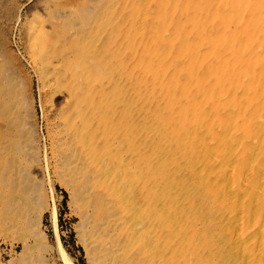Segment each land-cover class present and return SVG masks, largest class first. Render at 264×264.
<instances>
[{
    "label": "rangeland",
    "instance_id": "374dc122",
    "mask_svg": "<svg viewBox=\"0 0 264 264\" xmlns=\"http://www.w3.org/2000/svg\"><path fill=\"white\" fill-rule=\"evenodd\" d=\"M2 1L3 2L0 3V11L2 9V11L0 12V21H1L0 55H3L1 58H4V56L6 58L8 56L7 58H10L12 60L11 62L13 66L15 67L21 66V68H19L21 71H17V69L14 71L17 74L20 72L18 76L21 74L20 75L21 77L19 76V78L17 79V84H18L17 92L18 93L19 91L22 92L21 94L23 96L22 98H20L21 96H19L18 99L21 100L23 99V100L22 101L18 100L17 105H19L20 109L23 107L20 110V114L22 113L21 116L24 117L25 121H28L31 124V129H30L31 132L29 134L28 141H30V139L32 141V143H30L31 144L30 147L33 145L32 157L34 158L36 157L38 160L36 158L34 160L31 158L32 161L30 162V164L28 163L29 164L28 168L30 169L28 170V176L25 178L27 182L24 180L25 181L24 185L23 183L18 184L14 189L9 187L4 189L3 191L0 190V193L3 194V196L0 194V199H3L4 196H8V193L12 192L13 190L15 191V193L17 192L19 193V194L17 193L16 195L17 198L18 197L21 198L22 196L21 192L24 190V187L25 189H30L31 186L32 188L36 186L34 188V189L37 188L36 190L31 188V190L33 191L36 197L33 201V204L29 207L26 217H30L27 219L28 222L30 221L36 223L37 230L40 232L41 236L45 240L44 243L49 246H52L55 249L57 255H61V254L67 255L66 257H68L73 264H96L97 262L101 264L99 261L106 252L100 249L96 250L97 249L96 244L98 245V243L100 242V244H103L102 247H106V250L109 252H113L114 250L111 247L112 245L109 241H108L109 244L105 245L104 244L105 241L101 238H98V242L96 244L95 243L91 244V242L89 241V237L87 239V236H85L82 233L83 227L81 225L82 224L81 220L82 218L88 216L89 219H91L90 225L96 224L92 226L98 229L100 226H102L101 221L109 215L108 212H110V210L112 211L115 210L114 208L110 207L111 206L110 204L108 205L109 201H105V199L112 200V198L117 197V194L113 193L112 195L114 197L102 196L103 190H101V187L99 186L103 185L105 181L99 182L100 180L93 178L92 181L93 183L91 182L89 184V188L85 190V192H81L79 193V195H77V190H78L77 187L79 188V184L77 183L78 181L76 182V180H74L73 177L71 176H68L67 178V175H63L62 177L56 175L53 169L54 162L52 160L53 158L50 152V144H51L50 135H52V124H53L52 119L54 117L53 115L55 114H57L56 117L59 116V114L63 115V117L65 116V114L67 115L65 109L69 108L70 110L71 109L70 107L72 105L70 100L69 102L67 101L68 100L67 98L70 95L69 93L71 91H74L76 93L78 89H83L84 91L87 92V94H85L86 96H88L87 99H89L90 97L93 98V96H91L93 92L97 93L95 94L94 97L95 100L90 99L91 101L89 100L88 102H86L85 100L83 104L87 105L90 104L91 102H97V99L100 102L101 101L103 102V106L99 108L96 107V105H92V104L89 105L92 106V109L97 111L98 115L96 114V118H98L99 121H102L104 123L103 124L104 129L102 133L103 137H101L103 139V143H102L104 146L103 149L104 148L107 149L109 147L111 149L115 148L113 150L115 152L124 150L123 144L122 145L115 144L113 148L114 142L110 143L112 137L109 134V131L112 128L118 126L116 127L115 131L117 133H121L120 131L121 127L118 124L119 119L126 120V123L128 120L130 123H133L131 124V126L133 128L132 132L136 140L135 142H137L138 139L142 140L143 143L141 144V146L144 144V147L146 148V146L149 145L150 142L151 144H153L154 136L151 135L153 133L144 134L142 132L143 131L142 127L145 125L143 123L148 121L146 124L151 126V128H153L154 127L153 125H155L156 127H154L153 130L158 131L156 130L158 125H156L157 122H155L154 119L159 118L158 121L162 122L161 125L163 124L162 126L160 125V128L162 130L163 128H165L164 122L168 117V116L166 117V115L172 114L176 118L175 121L177 124L181 126H183L184 124H188L183 126L184 129H186L188 133L192 132L195 133L196 135H198V133H196V131L194 130L197 128V130L199 131V129L195 121H197L198 119L200 120L199 123L205 127L206 133H211L208 131L209 126L211 127V125H217V126L222 125L221 126L222 129L221 128L219 129L222 130V132L226 135L225 137L227 138L226 139L227 143L226 145L225 143H219V144H221L222 147L230 146V149L233 148L234 150L233 153L234 155L236 154L235 157L233 156L234 159L237 162L239 161L238 164L240 163L242 164L241 161L242 156L240 157L239 147H243V146L242 144H239L236 147V145L233 144V140H231L233 139V137L230 138V136L233 135L232 134L233 129L236 130V133L237 131H240V133L238 134L240 136H246V134L249 135V131L246 128L247 120H248L246 118L247 117L246 109L240 103V101L242 100L241 94L244 93L246 97L252 96L253 99H255L256 97L255 95L257 91V89L256 91H254L255 88L257 87L258 89H261L259 87H264V80H262V78H264L262 75L264 74V63H263L264 52L261 51L262 47L264 46V39H263L264 32L263 30H260V29H264L263 28L264 16L253 8L255 3L254 0H226V1L207 0L208 4L205 7V9L202 8L201 6L202 3L200 2V0H196V1L195 0H191V1L135 0V2L133 0H129V1L123 0L122 2L116 3V5L114 4V2H112V0H11V1L2 0ZM256 1L260 2V7L262 10H264V0H256ZM132 2H134L136 5H134L133 3L132 6ZM4 3L5 4L7 3V5L9 4L8 5L9 8H7L8 6L7 5L5 6ZM188 5H190V7ZM221 5L223 6V8L225 6L226 7L228 6L229 11H227L228 8L226 10V7L224 8L225 10L221 8ZM3 6H5L6 8ZM10 6L13 9L10 8ZM117 6L118 8L120 7L122 10L119 9L120 11H118ZM131 7L133 10L131 9ZM3 8L5 10L9 9L10 11L6 10L4 12ZM11 9L14 12H12ZM116 10L117 12H115ZM190 11L193 13H191ZM218 11H220L221 14H219ZM123 14L124 16H122ZM189 14L191 18H189ZM258 14L259 16H257ZM186 15H188V17ZM58 16L61 18V20L59 19ZM114 16H118V17H114ZM207 16L209 17L207 18ZM203 17L205 18V20ZM4 21L6 22V24ZM67 22H69L70 24ZM6 25L8 26V29ZM130 25H132V27ZM81 26L84 28L87 27L86 36L88 37H85L84 39L85 42V45L83 46L84 48L80 46L82 45L81 43L79 44L76 43V39L79 38V31L82 29ZM210 27H212V29ZM206 28L208 30H206ZM38 29H40V31ZM226 32H228L227 35H229L228 38H230V40H227L228 38L225 39L224 34ZM201 33L204 34L202 35ZM258 33L260 35H258ZM216 34H219V36ZM190 36L192 39L190 38ZM36 37H38L37 38L38 41L35 40ZM41 38L42 41L40 40ZM188 40L190 41V43ZM189 44H194L195 49L199 48V50L197 49L198 51L196 50L197 53L194 51L195 50L194 48L189 50L190 52L193 51L191 52L192 54L188 52ZM35 45H39V46L37 47ZM248 45H251L249 46V50H247ZM8 47L10 51L8 50ZM230 48H233L231 49L233 51L235 50L234 53L231 52V50H229ZM259 48L261 49L259 50ZM244 51L245 54H243ZM12 52H14L13 54L16 57L15 58L13 56L14 60L11 57ZM248 52L249 54H247ZM5 53L8 54L6 55ZM66 53L68 54L67 58L64 59L67 62L66 65L62 64L63 66H56L55 61L63 60L62 56L66 55ZM243 55L244 56L246 55L249 58L250 61L248 64L243 62L242 60ZM153 56L155 57L153 58ZM151 58H153L152 61ZM199 58H201V60ZM192 60L194 62V63L192 62L193 65L191 63ZM226 66L227 68H229L228 71L226 70L227 69ZM152 68L154 69L153 70L154 73L152 72L151 74V72L148 71L149 69ZM227 72H230L231 74L228 73L230 74L228 75ZM226 74L228 75V77L226 76ZM260 74L261 77L259 76ZM164 75L167 77L166 80H168V83L170 85L167 83L165 84L162 83L161 79L165 77ZM237 77L238 79H240L241 83L238 81V79H236ZM245 77L246 79L244 80ZM55 79H57L56 80L57 82L58 80H61L60 83L57 85L53 84V80ZM188 79L191 82H189ZM42 80L44 81V84ZM215 81L216 83L220 84L219 87L221 89L217 86ZM257 81L260 83H257ZM102 83L103 85L104 84L105 85L103 86ZM192 83L194 84V86H192ZM42 84L44 86H42ZM257 84L259 86H257ZM100 85H102V87ZM240 85L241 87L239 88ZM96 86H99L101 91ZM196 86L197 89L199 90V93H196L194 91V87ZM247 86L249 88H246ZM228 87L230 88L228 89ZM21 88H24V90ZM95 88L96 90H94ZM136 89H137V93H136ZM87 90L90 91L92 90L91 91L92 93L89 94ZM226 91L231 92V94L229 93V95H231V102H233L235 106L237 103V106L236 108L234 106L231 107L232 105H230L229 102H223L221 104L222 106H220L221 108L220 110H222V113L225 115L224 117L226 118L220 119L221 118V116H219L220 112H218L219 110L215 103L216 95L220 93L219 95L226 97L227 95ZM177 92H179L180 94ZM177 95H181V97L177 98ZM24 96H26L27 100ZM202 96L206 97V101L200 100ZM55 99H58L60 101L58 102L59 105H56ZM185 100L187 103H189L190 101L191 106L189 107L187 105L184 106ZM68 104L69 107H67ZM56 106H58V109ZM83 108L86 107L83 106ZM124 108H126V110ZM234 108L236 109L237 112L233 117L231 113L232 112L231 109ZM56 111L58 112L56 113ZM249 112L250 111H248V113ZM251 112L255 113V115H259L260 113V111L258 112L257 109H255V112H253L252 108H251ZM103 114L105 120L103 119ZM105 115L107 118L105 117ZM98 116L101 117L99 118ZM218 117L222 121H219ZM229 118L230 120L228 121ZM237 120H239V122L241 123L240 125L238 124L239 127H236L231 124L236 122ZM263 127L264 125L262 126V128ZM164 131L167 133L168 136L170 135V137H173L174 141L176 140L175 138L176 136L174 134L175 131H171L167 128L164 129ZM128 133L129 131L127 132L125 131L124 137L130 134ZM150 135L152 136V138ZM212 135L213 134H211V136ZM120 136L123 137V135H119V137ZM213 137L214 135L212 136V139H210L209 141L216 139ZM106 141L108 144L106 143ZM228 143H230L231 145L233 144L232 145L233 147ZM137 145L138 146L140 145V141L137 142ZM215 145L218 144L214 142V147ZM165 148L167 149V147ZM169 149H170L169 153H172L174 148L172 147ZM184 149L187 153L192 154L194 148L191 145L190 148H188V146L186 145ZM205 149L207 151L208 147H206ZM215 149H220L221 151H223L222 148H214L211 149L212 151H209L210 155L211 153L215 152ZM166 151H168V149ZM138 152L139 151L134 150L133 156L137 157L138 155L139 157L140 153L137 154ZM102 154H104V158L107 156L105 159L106 161H109V159H111V157H109V155H106L104 151H102L101 155ZM192 159L193 161H196L197 158L193 157ZM207 159L212 161V159L209 157ZM7 160H6L7 162L5 161V163L3 164L4 167H7L10 161V159ZM138 160L140 161L139 163H141V160L140 159ZM226 161L227 160L224 157H221L218 160V162H221L220 166H226L227 165ZM33 162L36 165H34ZM197 162L206 165L205 162L203 161L201 162L197 161ZM104 165L107 166L109 165V163L108 164L105 163ZM148 165L149 164H146L145 167H148ZM90 166L91 165H85V163H83L82 171L80 172L79 178L88 174L90 170ZM242 168L243 167H234L231 169L232 173L230 172L231 174L228 175H226L225 172H221L224 174H220V172L217 173V178L219 177V179H217L214 176L213 178L214 180L212 181L213 184L210 183V185H207V188H205L203 191L196 188L197 191H195L194 201L199 200L202 202V205L198 204L197 206L194 202L195 205L194 207L196 208L194 210L197 211L194 217L191 216L192 217L191 218L189 216L192 215L193 212L195 211L189 210L185 214L186 216L188 215L186 217V220L188 221V223L187 222L185 223L186 227L184 224H182L181 229L179 227L177 228L175 227L176 229L173 228V232H171L172 233L171 235L173 236L172 237L173 242L175 238H178L176 239V241H178L180 237L182 236L184 237V238L183 237L180 238L182 242H180L179 240L180 242L179 243L180 246H178L179 249L183 247L184 251L187 250L186 252L189 255L193 256L194 254L195 257V255L201 254L203 258V255L209 254L208 251L210 245L215 249L213 253H215L218 250L220 251L222 247L224 248L223 249L224 252H227V247L228 246L231 247L232 242L235 243L233 244L234 246L236 247L238 246L236 240L234 239L235 237L231 236L232 232L230 228L228 230V227L226 226V225L230 226L231 221L230 220L227 221L226 219H228L230 217L229 215L231 214L227 216L225 212L227 210L229 212L239 211L241 213H245L246 215L247 211H245L244 208L242 209L241 205H239L238 207L239 203L238 202L236 203L232 199V195H229V191L231 189L232 190L230 194H232L234 191H240L241 192L240 194H244L243 187L241 186L242 181L239 179L241 178L240 174L246 171V170L242 171ZM32 171H35L36 173L33 172L34 174L33 175ZM133 171L135 174H137L140 170L135 168L133 169ZM135 171L138 172L136 173ZM174 172L176 173V171H172L169 173V175L173 176V174H175ZM191 172L193 171L191 170ZM263 172L264 170L262 171V173ZM38 174L41 177H39ZM149 174L147 175V177L145 175L147 180L148 177L151 178ZM193 174L194 172L190 175ZM232 174L234 176V179L232 177ZM171 176L161 179L163 183L161 181L157 183L164 184L167 183V181L170 182V180L172 179ZM262 176H264V174H262L261 177ZM31 177L33 178L31 179ZM203 177L204 176L201 175V179H203ZM228 177L230 180L228 179ZM34 179L37 182H34ZM232 179L234 180V183ZM154 180L156 179H152L148 181L154 182ZM70 182L72 185L70 184ZM109 183L112 186V183L110 181ZM231 183H233V187ZM2 184L3 183L0 182V189L3 187ZM228 184H230V186ZM235 184L236 185L238 184L236 186L237 189L235 187ZM25 185L30 187L27 188ZM219 189L221 191H219ZM69 190L71 192H69ZM246 190L245 193L246 192L250 193V190L249 191ZM90 193L92 194L90 195ZM221 193H223L224 196H222ZM81 195L83 198L81 197ZM97 195H99V198L97 197ZM223 198L224 201H226L227 203L217 202V199L223 201ZM139 199H141V196H139L138 201ZM83 200H87V201H83ZM191 200L192 198L190 199V201ZM3 201L0 200L1 202L0 207L4 206L3 209L7 207L6 209L9 210V212L11 213V217L14 218L16 213H18L19 211V209L16 207V204L18 205V203H15L14 201L11 204L9 200H3ZM215 203L217 205H215ZM222 203H224V205ZM97 205L99 206L98 208ZM212 207H215L214 209H216V211L212 212L211 211ZM2 210L0 209V264H15L14 262L9 261L8 258L9 256L8 254H6V249H7L6 241L15 242L18 245L21 239L26 235L25 234L26 231L23 229L24 228L23 226H20L21 228L19 227L16 230V227L6 225L5 222H3V220H5L4 218L6 217L5 216L6 210L5 209H4L5 211ZM104 210H106L105 213ZM191 211L193 212L190 213ZM3 212L5 213L4 216L2 215ZM106 212L108 213V215ZM249 216L252 217V215L249 214L246 215L247 218H245V222H246L245 224H247L248 227L250 223L251 225H253L252 223L253 221L251 219H254L253 217L248 218ZM163 218L164 217L160 215V217L157 219V222L162 220ZM191 220H193V222H191ZM260 220H262L261 217L258 219V223L260 222ZM209 221L211 222L209 223ZM232 222H235L234 219L232 220ZM114 224H115V220H114ZM114 224L112 223V225ZM187 224L190 225V228H188L189 226ZM260 225L261 227L262 225L264 226V221H262ZM143 227H145L144 223L142 224V228ZM107 229L109 230L110 227ZM183 229L184 230L187 229L185 230L187 232L186 235H183V233H185ZM260 229L264 230L263 227ZM214 230H215V238H214L215 241L213 239V242H211L210 238L212 236L209 235V232L213 234ZM258 232L259 231L257 230V233ZM257 233H254V236H252V241L256 240L255 245L259 246L260 252L259 250L256 252L257 254L255 252L254 253L251 252L252 255L248 253L249 259L245 257L246 264H253L252 261L254 260L255 255L261 256L263 259L260 260L261 261L263 260V264H264V257H263L264 244L259 243V240L264 236L261 235L260 233L258 236ZM99 234L101 233L99 232ZM114 240L115 242L119 241L120 237L119 236L115 237ZM183 240L185 243H183ZM159 247L165 249L166 245L164 246L162 241H160L157 244V247L155 248L158 249ZM133 252H134L133 263H137L140 260V257L137 255V252L135 250H133ZM168 256H169L167 257L168 259H174L175 257L173 254ZM231 257L232 255H229L228 260H224L226 261V264L229 261L234 260V258L230 260ZM235 263L236 262H234V264ZM193 264H200V263H196V259L194 258Z\"/></svg>",
    "mask_w": 264,
    "mask_h": 264
},
{
    "label": "bare ground",
    "instance_id": "6f19581e",
    "mask_svg": "<svg viewBox=\"0 0 264 264\" xmlns=\"http://www.w3.org/2000/svg\"><path fill=\"white\" fill-rule=\"evenodd\" d=\"M122 1L123 0H112V2H114L115 5H116V3L122 2ZM127 1H129V0H127ZM133 1L135 2V0H133ZM189 1H191V0H189ZM254 1H255V3H254L253 8L264 16V10L261 9L260 2H258L256 0H254ZM1 2H3V1L0 0V3ZM134 2H132V6H133ZM200 2L202 3V5H201L202 8L205 9V7L208 4V1L207 0H202V1L200 0ZM7 3L6 4L4 3L5 6L7 5ZM192 3H191V5H192ZM123 4H124V2H123ZM134 5H136V4L134 3ZM5 6H3V7H5ZM11 6H10V8L13 7V6L12 7ZM188 6L190 7V5H188ZM126 7H125V9H126ZM7 8H9V6ZM221 8H223L222 5H221ZM227 8H228V6L226 7V10H227ZM117 9H118V11L122 10L120 7L118 8V6H117ZM131 9H132V7H131ZM6 10H9V9H6ZM6 10L4 9V12ZM1 11H2V9H1ZM129 11H131V10H129ZM227 11H229V8ZM257 11H255V12H257ZM12 12H14V11L12 10ZM115 12H117V10ZM218 12H219V14H221L220 11H218ZM125 13H126V11H125ZM191 13H193V12H191ZM168 14H169V12H168ZM85 15H87V14H85ZM122 16H124V14ZM186 16L188 17V15H186ZM194 16H195V14H194ZM257 16H259V14ZM114 17H118V16H114ZM208 17L209 16H207V18ZM189 18H191L190 14H189ZM205 18H206V16H205ZM205 18H204V20H205ZM59 19L61 20L60 17H59ZM55 22H56V20H55ZM58 22H59V20H58ZM0 23H1V21H0ZM67 23H69V22H67ZM263 23H264V21H263ZM5 24H6V22H5ZM132 25H130V26L132 27ZM81 28H80L81 30L79 29L80 31L77 30V31H79V38L76 39V43L77 44L81 43L82 45H80V46L83 47L85 45L84 39H85V37H88V36H86V31H87L86 28L87 27L84 28L81 26ZM210 28L212 29V27H210ZM7 29H8V26H7ZM130 29H132V28H130ZM157 29H159V28H157ZM38 30L40 31V29H38ZM206 30H208V29L206 28ZM260 30H263V32H264V29H260ZM257 32H259V31H257ZM261 32H260V34H261ZM37 33H38V31H37ZM227 33L228 32H226L224 34L225 39H227L229 37V35H227ZM201 34L203 35L204 33H201ZM260 34L258 33V35H260ZM189 35H191V34H189ZM216 35L219 36V34H216ZM213 36H211V37H213ZM222 37H224V36H222ZM239 37H240V35H239ZM37 38L38 37H36L35 40H37ZM190 38H191V36H190ZM40 40L42 41V38ZM227 40H230V38H228ZM189 43H190V41H189ZM35 44H38V43H35ZM227 44H228V42H227ZM4 45H5V43H4ZM207 45H209V44H207ZM35 46L38 47L39 45H35ZM200 46H201V44H200ZM249 46H251V45L247 46L248 47L247 50H249ZM59 47H60V45H59ZM194 47H195L194 44H189L188 52H190L189 50L194 48ZM260 47H262V46H260ZM263 47H262V49L259 48V50L261 49L262 52H264ZM197 49L199 50V48H196L194 51L196 52ZM231 49H233V48H230L229 50H231ZM250 49H252V48H250ZM8 50H9V47H8ZM234 51L231 50V52H233V53H234ZM252 51H255V50H252ZM116 52H117V50H116ZM191 52H193V51H191ZM13 53L14 52H12V54H11L12 56L10 55L12 57V59L15 57ZM252 53H254V52H252ZM243 54H245V51L243 52ZM247 54H249V52ZM67 55L68 54L66 53V55L62 56L63 60L55 61L56 62L55 65L56 66H63L62 64L66 65L67 62L64 59L67 58ZM2 56L3 55H0V58ZM7 57L5 58V56H4V58L0 59V182L3 183L2 184L3 187L0 190H2V191L6 188H9V187L14 189L18 184H21V183H23V185H24V183L26 181L25 178L28 176V170L30 169L28 167H29L30 162L32 161L31 158L33 160L36 158V157L35 158L32 157V152H33L32 146L33 145L30 147V145H31L30 143H32V141H31V139H30V141H28L29 140L28 139L29 134L31 132V130H30L31 124L28 121H25L24 117L21 116L22 113L20 114V110L23 107L20 109L19 105H17V101L21 100V99H18L19 96H21L20 98H22L23 96L21 94L22 92H20V91H19V93L17 92V89H18L17 88V85H18L17 79L19 78V76L21 74L18 76V74L20 72L17 74L14 71L16 69H17V71H21L19 69V68H21V66L20 67L13 66V64L11 62L12 60L10 58H7ZM69 57H70V55H69ZM154 57L155 56H153V58ZM153 58H151V61ZM199 59L201 60V58H199ZM69 60H71V59H69ZM242 60L246 64H248L250 61L246 55L242 56ZM246 61H248V62H246ZM192 62H193V60L191 61V63ZM193 63H192V65H193ZM68 64H69V62H68ZM74 64H75V62H74ZM17 65H19V64H17ZM226 68H227V66H226ZM228 69L229 68H227L226 70L228 71ZM239 69H240V67H239ZM153 70H154L153 68L149 69L148 72H151V74H152V72L154 73ZM228 73H230V72H227V74ZM231 73H232V70H231ZM45 74H47V73H45ZM45 74H43V75H45ZM227 74H226V76L228 77V75H230V74H228V75ZM261 74H262V72H261ZM261 74L259 75L260 77H261ZM262 75L264 77V74H262ZM156 77H157V75H156ZM166 78L167 77L165 76L161 79L163 84H165V83L169 84L168 80H166ZM236 79H238V77ZM245 79H246V77L244 78V80ZM56 80L57 79L53 80V84H55V85L59 84L61 81V80H58V82H57ZM262 80H264V78H262ZM238 81L240 82V79H238ZM177 82H179V81H177ZM189 82H191V81L189 80ZM45 83H47V82H45ZM182 83H183V81H182ZM215 83H216V81H215ZM255 83H253V84H255ZM257 83H260V82L257 81ZM43 84H44V81H43ZM43 84H42V86H44ZM216 84L219 87L220 84H218V83H216ZM249 84H251V83H249ZM98 85H99V83H98ZM102 85H103V83H102ZM102 85H100V86L102 87ZM237 85H238V83H237ZM192 86H194L193 83H192ZM257 86H259V85L257 84ZM96 87H98V89H100L99 86H96ZM168 87H171V86H168ZM230 87H228V89ZM233 87H234V85H233ZM240 87H241V85L239 86V88ZM19 88H20V86H19ZM246 88H249V87L247 86ZM259 88L264 89V87H259ZM21 89L24 90V88H21ZM256 89H257V91H256ZM261 89H258L257 87L255 88V90L253 89L254 91H256L255 99H253L252 96H251L252 98L250 96H249L250 98L246 97L244 95V93L241 94L242 100L240 101V103L246 109V116H247L246 118L248 119L246 128L249 131V135L246 134V136H240V135H238L240 133V131H237V133H236L235 129H233V130L231 129L233 135H231L230 138L233 137V139H231V140H233V144H235L236 147L239 144H242V146H243V147H239L240 157L242 156L241 157L242 164L241 163L238 164L239 161L237 162L234 159L236 154L234 155V153H233L234 152V150L232 148L233 144L231 145L230 143H228L229 145L232 146L231 147L232 149H230V146H227V147L224 146L225 147L224 148V147H222L221 144H219V143H225V145H226V143H227V140H226L227 138L225 137L226 135L222 132V130L219 129V128L222 129V127H221L222 125L221 126L211 125V127L209 126V130H208L211 133H206L205 127L199 123L200 120L198 119L197 121H195L197 123L196 125L199 129V131L197 130V128L194 130V131H196V133H198V135H196L195 133H192V132L188 133L186 131V129H184L183 126L188 125V124H184L183 126L177 124L175 121L176 118L172 114L166 115V117L167 116L168 117L167 118L165 117L166 118V120L164 122L165 128H163L162 130L160 128V125L162 122L158 121L159 118L154 119L155 122H157L156 125H158V126H157L156 130H158V131L153 130V128L156 127L155 125H153L154 126L153 128H151V126L147 125L146 123L148 121L143 123L145 125L142 127V130H143L142 132L144 134L153 133L151 135L154 136L153 137L154 138L153 144H151V142H150L151 140L148 141V142H150V144L147 145L146 148L144 147V144L141 146V144L143 143L142 140H140V139L137 140V142L140 141L139 146L137 145V142H135L136 140H135V137L133 136V132H132L133 128L131 126V124H133V123H130L128 120L127 121L128 124H127L126 120L119 119L118 124L121 127V129H120L121 133H117L115 131L116 127H118V126H115L114 128H112L109 131V134L112 137V140H110V143L114 142L113 148H114L115 144L116 145H122L123 144L124 150L115 152V151H113L115 148L111 149L110 147L107 149L104 148L105 149L104 150L103 149L104 146L102 144L103 139L101 138V137H103L102 133H103V129H104L103 128L104 123L102 121H99L98 118H96V114L98 115L97 111L92 109V106H89L90 104H92V105H96V107L99 108V107L103 106V102L102 101L100 102L97 99V102H91L90 104H87V105L83 104L85 100H86V102H88L90 99L95 100L94 97H95V94H97V93L93 92V94L91 95V96H93V98L90 97L89 99H87L88 96L85 95V94H87V92L84 91L83 89H78V91L76 93L74 91L70 90L71 92L69 93L70 95L68 96L67 101L69 102V100H70L72 105L70 107L71 108L70 110H69V108L65 109L67 115L65 114V116L63 117V115L59 114V116L56 117L57 114H55V115H53L54 116L53 119L51 118L53 121V124L51 123L52 124V135H50L51 136L50 152H51V155L53 158L52 160L54 162L53 169H54V172L56 175H59L61 177L63 175H67V178H68V176H71V177H73L74 180H76V182L78 181L77 183L79 184V188L77 187V189H78L77 195H79V193H81V192H85V190H87L89 188V184L93 181V178L100 180L99 182L105 181L103 183V185L99 184L100 185L99 187H101V190H103L102 196L114 197L112 194L113 193L117 194V197L112 198V200H108V199L106 200L105 199V201H109L108 205L110 204L111 205L110 207L114 208L115 210L112 211L109 209L110 212H108L109 210L107 211L109 213V215L106 212L108 216L106 217V215H105L106 218H104L101 221L102 226H100L98 229L93 227L96 224H94V225L92 224L93 226L90 225L91 219H89L88 216L85 218H82V220H81L82 221L81 225L83 227L82 233L85 236H87V239L89 237V241L91 242V244H94V243L96 244L98 242V238H101L105 241L104 242L105 245H108L110 242L112 245L111 247L114 249L113 252H109L106 250V247H102L103 244H100V242L98 243V245L96 244V246H97L96 250L100 249V250H102V251L104 250L106 252L99 261L101 264H161V263L162 264H193L194 258L196 259V263H200V264H203V263L204 264H207V263L208 264H226V261H224V260H228L229 255H232L230 260H232V258H234V260L229 261L227 264H234V262H236L237 264L238 263L239 264H246L245 257L247 259H249L248 253H250L252 255L251 252L256 253L259 250V246L255 245L256 240L252 241V236H254V233H257V230L259 231L257 233L258 236H259V233L264 236V230L260 229L262 227L264 229V226L262 225V227H261V225H260L262 223V221H264V180H263L264 176L261 177V175L264 174V172L262 173V171L264 170V127L262 128V126L264 125V90H261ZM94 90H96V88ZM87 91L89 94L92 93L91 92L92 90L91 91L87 90ZM100 91H101V89H100ZM194 91L196 93H199L197 86L194 87ZM226 92H227V95L225 94L226 97L219 95L220 93H218V92H217L218 94L216 95L215 103H216V106L218 107V110H219L218 112H220V114H219V116H221L220 119L226 118V117H224L225 115L222 113V110H220L221 109L220 106H222L221 104L223 102H229L230 105H232L231 107L234 106L236 108V106H237V103L235 106L233 104V102H231V95H229V93L231 94V92L230 91H226ZM136 93H137V89H136ZM177 93H179V92H177ZM24 97L26 98V96H24ZM180 97H181V95H177V98H180ZM53 98H54V96H53ZM182 99H183V97H182ZM26 100H27V98H26ZM200 100L206 101V97L202 96ZM178 101H180V100H178ZM58 102H60V101L58 99H55L56 105H59ZM124 103H122V104H124ZM186 105L188 107L191 106V102L189 101V103H187L185 100L184 106H186ZM83 106H85L86 108H83ZM205 106H207V105H205ZM56 107L58 109V106H56ZM67 107H69V104ZM235 108L231 109V111H232L231 113H232L233 117L237 112ZM251 108H252L253 112H255V109H257L258 112L260 111L259 115H255V113H252ZM46 109H47V107H46ZM124 109L126 110V108H124ZM225 109H226V107H225ZM120 110H121V108H120ZM223 110H224V107H223ZM248 111H250V112L248 113ZM57 112L58 111H56V113ZM122 112H125V111H122ZM211 112H212V110H211ZM63 113H64V111H63ZM209 114H208V116H209ZM111 115H112V113H111ZM98 117L100 118L101 116H98ZM105 117H106V115H105ZM103 119L105 120L104 114H103ZM220 119L218 117V120L222 121ZM229 120H230V118L228 119V121ZM110 123H113V122H110ZM231 124L236 126V127H239V125L241 123L239 122V120H237L236 122L231 123ZM91 125H92V127H91ZM166 128L171 130V131H175V133H174L176 136L175 141L173 140V137H170V135L169 136L167 135V133L165 132L166 130L164 131V129H166ZM128 129H130V130H128ZM125 131L126 132L129 131V133H130V134L128 133L129 135H126V137H124ZM227 133H228V131H227ZM211 134H213L214 135L213 138H216V139L209 141L210 139H212V136H213V135L211 136ZM119 135H123V137L122 136L119 137ZM135 135H136V133H135ZM145 136H144V138H145ZM152 136H151V138H152ZM107 137H109V136H107ZM133 140H134V142H133ZM107 141H106V143H107ZM214 142L218 144V145H215V147H214ZM186 145L188 146V148H190V145L194 148L192 154H189L185 151L184 148ZM235 145H234V147H235ZM165 147H167L168 151H166L167 149ZM172 147L174 149H173L172 153H169V151H170L169 148H172ZM206 147H208L207 151L205 149ZM214 148H222L223 151H221L220 149H215V152L211 153V155H210L209 151H212L211 149H214ZM134 150L139 151L137 153V154L140 153L139 157H138V155H137V157L133 156ZM102 151H104V153L106 155H109V157H111V159H109V161L105 160L107 156L104 158V154L101 155ZM142 157H143V159H142ZM193 157H196L199 160L196 159V161H193V159H192ZM208 157L211 158L212 161L208 160L207 159ZM221 157L226 158V160H227L226 166H220L221 162H218V160ZM7 159H10V161H9L7 167H4L3 164L5 163V161ZM138 159H140V160L142 159L141 163H142V161H143V163L142 164L139 163L140 161ZM214 160H217V161H214ZM197 161H199V162L203 161V162H205L206 165L200 164ZM92 162H95V163H92ZM83 163H85V165H91L90 170H89V172L87 170L88 174L79 178L80 172L82 171ZM105 163H107V164L109 163V165L106 166V165H104ZM146 164H149L150 167H149V165H148V167H145ZM34 165H36V164L34 163ZM234 167H243L242 171L246 170L244 173L242 172V174H240L241 178H239L242 181L241 186L243 187V190H244L243 193L244 194H240L241 193L240 191H234L232 194H230V192L232 190L230 188L231 190L229 191V195H232V199L236 203L237 202L239 203L238 207H239V205H241V208L242 209L244 208L245 211H247L246 215H249V214L252 215V217L254 218V219H251L253 221L252 222L253 225H251V223H250V225H251L250 226L248 221H247V223H248L249 227L247 226V224H245L246 223L245 218H247L245 213H241L239 211L229 212L227 210L225 212V214H227V216L229 214H231V215H229L230 216L229 218H231L232 220L234 219L235 222H232V220L227 217L228 219H226V220L227 221L230 220L232 223L230 222V226L226 225L228 223H226L224 225H226L228 227V230L230 228V230L232 232L231 236L235 237V238L234 237L233 238L236 240V243L238 244V246L237 247L234 246L233 244H235V243H233L230 240L232 242V244H231L232 246L231 247L228 246L229 248L227 247V252H224V250H223L224 248L222 247L221 249L219 248L220 251L218 250L215 253H213L215 249L210 245L209 251H208L209 254L203 255V258H202V255L200 254V252H199V254L201 256L195 255V257H194V254H193V256L189 255L186 252L187 250L184 251L183 247H181L180 249L178 247V246H180L179 243L182 242V240L180 238H182L183 236L182 237L179 236L180 242H179V240L176 241V239H178V238H175L174 242H173V240H172L173 236L171 235L172 234L171 232H173V228L179 227L181 229L182 224L185 225L186 222L188 223V221L186 220V217L188 215L186 216L185 214L189 210L195 211L194 209H196V208L194 207L195 206L194 202L197 206H198V204L202 205L201 201H199V200L194 201L195 191H197L196 188L203 191L205 188H207V185H210V183L213 184V182H212L214 180L213 178H214V176L217 178V173L220 172V174H224L221 172H225L226 175L231 174L232 173L231 169ZM135 168L140 170L139 172L137 171L138 173L135 171L137 174H135L133 171V169H135ZM239 169H241V168H239ZM191 170L194 172L193 175H190L193 173V172H191ZM36 171H37V169H36ZM172 171H176V173L174 172L175 174H173V176L169 175V173ZM33 172L36 173L35 171H32V174H33ZM148 174L151 176L152 179H156L157 181L156 180H154V182L148 181V180H152L149 177L147 180L146 177ZM220 174H218V175H220ZM145 175H146V177H145ZM201 175L204 176L203 179H201ZM168 176L172 177V179H171L172 181L170 180V182L167 181V183L162 184L163 181H161V179L168 177ZM33 177H31V179ZM39 177H41V176L39 175ZM220 177H222V176H220ZM232 177L234 179L233 174H232ZM29 178H30V176H29ZM217 179H219V177ZM228 179H229V177H228ZM233 179H232V181L234 183ZM108 180L112 183V186ZM221 180H219V181H221ZM8 181H10V182H8ZM160 181L162 183L158 184ZM34 182H37V181H35V179H34ZM67 182H69V181H67ZM233 183H231L232 187H233ZM70 184H71V182H70ZM228 185L230 186V184H228ZM237 185L235 184V187ZM26 187L29 188L30 186L29 187L26 186ZM235 187H234V189H235ZM31 188H32V186H31ZM31 188L25 189V187H24V190L21 192L22 193L21 198L20 197L17 198L16 195L18 192L15 193V191L13 190L12 192L8 193V196H4L3 199H0L1 201L9 200L11 204H12V202L15 201V203H18V205L16 204V207L19 209L18 213L15 212L16 213L15 217L12 218L9 210L6 209L7 207L4 208L6 210V214L3 212L2 215L4 216V214H5L6 217L4 218L5 220H3V222H5V224L8 226L16 227V230L20 226H23L24 227L23 229L26 231V233H25L26 235L21 239V241L18 245L15 242H9V241L7 242L6 241V243H7L6 254H8V256H9L8 257L9 261L14 262L15 264H73L72 261H70V259L68 257H66L67 255H63V254L57 255V253L55 252V249L52 246H49V245L44 243L45 240L41 236L40 232L37 230L36 223L30 222V221L28 222L27 219L30 217H26V216H27L29 207L33 204V201L36 197L34 195L33 191L31 190ZM34 188H32V189H34ZM239 188H241V187H239ZM36 189H34V190H36ZM236 189H237V187H236ZM239 190H241V189H239ZM245 190L246 191L250 190V193H247V192L245 193ZM219 191H221V190L219 189ZM6 192H7V190H6ZM69 192H71V191L69 190ZM75 193H76V191H75ZM0 194L3 196L2 193H0ZM91 194L92 193H90V195ZM221 194H222V196H224L223 193H221ZM4 195H6V194H4ZM71 195H73V194H71ZM84 196H86V195H84ZM139 196H141V199H139V201H138ZM81 197H82V195H81ZM97 197L99 198V195H97ZM191 198H192V200L190 201ZM94 200H96V199H94ZM83 201H87V200H83ZM72 202H73V200H72ZM214 202H216V201H214ZM217 202L227 203L226 201H224V198H223V201L220 199H217ZM224 203H222V204L224 205ZM0 204H1V202H0ZM73 204H74V202H73ZM104 204H106V203H104ZM108 205H106V206H108ZM215 205H217V204L215 203ZM3 207H0V209L2 210ZM14 207H15V205H14ZM98 207L99 206L97 205V208ZM214 208L215 207H212V210H211L212 212L216 211V209H214ZM86 209H87V206H86ZM10 210H11V208H10ZM105 211L106 210H104V213H105ZM193 211H191L190 213H192ZM92 212H94V211H92ZM97 212H98V210H97ZM196 212L197 211L193 212V214L190 215L189 217H191V216L194 217ZM160 215L162 217H164L162 219L163 221L159 219L160 221L157 222V219L160 217ZM98 216H99V214H98ZM252 217L249 216L248 218H252ZM260 217L262 220H260V222L258 223V219ZM114 220H115V224H114ZM1 221H2V219H1ZM36 222H37V220H36ZM189 222H190V219H189ZM191 222H193V220H191ZM210 222L211 221H209V223ZM8 223H10V224H8ZM112 223L114 225H112ZM143 223H144L145 227L142 228ZM188 226H189L188 228H190V225H188ZM4 227H6V226H4ZM109 227H110V229L108 230L107 228H109ZM185 227H186V225H185ZM23 229H22V231H23ZM259 229L261 230V232ZM106 230H108V231H106ZM185 230H187V229H185ZM14 231H15V228H14ZM175 231H177V230H175ZM99 232L101 234H99ZM186 233L187 232L185 231V233H183V235H186ZM98 234H99V236H98ZM173 234H176V233H173ZM209 235L212 236L210 238V241L213 242V239L215 238V230H214L213 234L211 232H209ZM261 235H260V237H261ZM118 236L120 237V240L115 242L114 238L118 237ZM254 239H256V238H254ZM160 241H162L164 246L166 245L165 249L160 248L161 246L158 249L155 248V247H157V244ZM214 241H215V239H214ZM183 243H185L184 240H183ZM259 243L264 244V237L259 240ZM181 245H182V243H181ZM257 245H259V244H257ZM225 246H227V245H225ZM240 248H242V249H240ZM189 249H191V248H189ZM133 250H135L137 252V255L140 257V260L137 263H133V258H134L133 257V253H134ZM230 251H231V253H230ZM192 252H193V250H192ZM259 252H260V250H259ZM171 254H173L175 256L174 259H168L167 258V257H169L168 255H171ZM99 256H100V254H99ZM263 257H264V255H263ZM201 258H202V260H201ZM260 259H263V258L259 255H255L254 260L252 261L253 264H263V260L261 261ZM249 261H251V260H249Z\"/></svg>",
    "mask_w": 264,
    "mask_h": 264
}]
</instances>
